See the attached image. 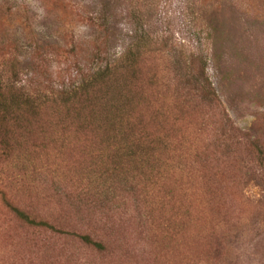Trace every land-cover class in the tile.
<instances>
[{"label": "rangeland", "instance_id": "rangeland-1", "mask_svg": "<svg viewBox=\"0 0 264 264\" xmlns=\"http://www.w3.org/2000/svg\"><path fill=\"white\" fill-rule=\"evenodd\" d=\"M101 1L0 0V71L8 77L17 74L35 98L55 97L117 59L142 27L153 37H167L175 55L187 63L192 53L203 55L208 78L237 134L251 136L264 148V0H110L114 15L107 28ZM217 9L224 17V35L211 55L206 15ZM164 63L157 62L158 69ZM170 98L167 90L149 107L148 116L173 130L145 159L129 160L122 150L114 156L115 151L100 147L104 137L98 124L84 129L80 120L67 122L61 109L51 107L44 129L28 124L17 133L13 155L18 160L4 171L6 196L44 218L52 210L70 209L65 199L54 196L57 189L89 195L101 188L109 191L99 198L100 208L92 209L84 200L75 203L71 219L76 226L104 219L119 233L123 230L121 238L137 246L142 263L118 255L101 261L82 250L66 256L54 247L61 241L31 232L22 239L0 200V264H264V163L245 155L242 147L234 165L218 172L214 186L190 171L169 179L167 160L177 153L184 166H191L203 139L194 130L193 117L184 115L182 125H171ZM158 111L160 115H153ZM167 139H179L180 144ZM118 172L131 180L140 174L147 180L142 187L151 184L139 213L153 221L142 234L147 219L141 223L133 213L134 202L127 200L130 195ZM76 212L81 214L78 219ZM100 215H109L110 221Z\"/></svg>", "mask_w": 264, "mask_h": 264}, {"label": "trees", "instance_id": "trees-1", "mask_svg": "<svg viewBox=\"0 0 264 264\" xmlns=\"http://www.w3.org/2000/svg\"><path fill=\"white\" fill-rule=\"evenodd\" d=\"M100 4L105 22L103 27L107 28L114 15L112 14L114 9L111 7L110 0H102ZM207 16L209 17L205 29L208 39L212 42L209 51L211 55H214L217 38L224 35L222 30L224 17L218 9ZM172 48L167 37H153L142 27H138L135 36L117 59L104 62L96 71L83 76L78 84L71 86L58 96H50L51 98H35L21 85L17 74L8 77L0 71V200L7 209V213L12 216V225L16 231L20 232L22 239L27 232H31L43 235V238L50 237L61 241L55 243L54 247L65 252L66 256L72 255L70 251L82 250L99 256L101 261L116 255L120 258L135 260L134 262L137 263L144 261L139 259L142 252L139 255L135 254L137 251L135 244L124 243V239L121 238L123 230L119 233L117 227L112 228L107 225L104 219L96 222L87 220L86 223H79L77 226L74 224L76 221L71 219L75 203L80 204L84 200L86 206L92 209L100 208L103 201L99 198L106 193L109 195V191L105 193L101 188L98 189V193L92 192V195H89L75 191L57 192V189L54 196H58L57 200L61 202L65 199L66 208L69 206L70 209L58 212L52 210L45 218L6 196L7 179L4 171L8 165H14L13 163L18 160L13 155L17 133L25 131V126L28 124H37L36 126L41 129L46 120L48 108L51 107L61 109L67 122L80 120L84 129L90 127L92 130L93 126L95 129V125L98 124L96 129L104 137L100 147L115 151L114 156L122 150L128 153L125 157L129 160L131 158L145 159L153 153L159 140H163L161 138L173 130L160 127L161 124L155 120V117L153 119L147 115L154 100L159 101L160 96L168 90L172 106L170 119L173 124L171 125L173 127L182 125L184 115L193 117L196 120L193 123L194 130L199 134L198 136L203 137L202 143L192 154L191 166L188 162L184 166L181 161L182 155L177 153L173 159L167 160V170L171 173L169 179L182 173L188 176L190 171L196 176L195 178L207 180L214 186L218 172H223L234 165L236 160L233 158L236 159L239 156L242 147L247 151L245 155L255 156L260 164L264 163V148L261 144L251 136L238 135L227 118L220 104L218 92L208 78L206 58L192 53L193 57L187 63L176 56ZM160 61L165 63L158 69L156 63ZM123 112H126V117ZM154 113L155 116L160 115L159 111ZM77 124L80 126V123ZM82 136L84 137V134ZM117 140L121 144L116 143ZM167 140L170 143L175 142L173 139ZM164 142L162 141L164 145H167V141L164 140ZM175 143L179 146L180 140L177 139ZM175 158L179 159L176 167L173 165ZM129 160H126V163H130ZM122 161L119 159L118 163L121 164ZM237 161L242 163L240 160ZM244 161H246L245 164L250 162L246 157ZM116 175L126 185L123 188L127 196L130 195L127 200L134 202L133 213H137L141 223L143 218L147 219L146 224L139 231V234H142L145 227L153 221V217L146 214L141 217L139 213L143 200L151 195V184L142 187L140 184L147 180L143 181L140 174L133 180L125 175L121 176L119 172ZM152 176L155 175L150 174L149 178ZM57 186L60 187V185ZM189 189L190 187H187L185 191ZM80 197L84 198L79 199ZM122 200H126V197ZM109 212H116V210H109ZM80 215L76 212L74 216L78 219ZM100 216H106L108 222L110 221L109 215ZM136 222L140 227L139 220ZM161 228L163 231H168L165 225ZM47 249H53V245L47 246Z\"/></svg>", "mask_w": 264, "mask_h": 264}]
</instances>
